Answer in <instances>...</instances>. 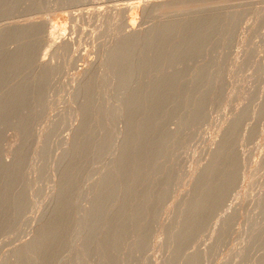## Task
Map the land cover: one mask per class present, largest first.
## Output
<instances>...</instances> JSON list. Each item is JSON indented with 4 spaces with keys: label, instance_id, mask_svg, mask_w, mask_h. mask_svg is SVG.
<instances>
[{
    "label": "rangeland",
    "instance_id": "1",
    "mask_svg": "<svg viewBox=\"0 0 264 264\" xmlns=\"http://www.w3.org/2000/svg\"><path fill=\"white\" fill-rule=\"evenodd\" d=\"M1 5L0 264H264V0Z\"/></svg>",
    "mask_w": 264,
    "mask_h": 264
},
{
    "label": "bare ground",
    "instance_id": "2",
    "mask_svg": "<svg viewBox=\"0 0 264 264\" xmlns=\"http://www.w3.org/2000/svg\"><path fill=\"white\" fill-rule=\"evenodd\" d=\"M2 1H6V0H1V2ZM1 2H0V5H1ZM2 4H4V3H2ZM1 7H2V5H1ZM3 9V8H2ZM110 10H115L116 12L118 11V9H116V8H110ZM1 12H2V10H1ZM7 12V11H6ZM124 12V14H126L127 13V10H124L123 11ZM110 13V12H109ZM4 14V13H3ZM101 14H103V16H104V14L105 13H103V12H101ZM100 14V15H101ZM114 14H116V17H117V15H118V12L117 13H115L114 12ZM113 14V15H114ZM108 16V15H107ZM110 19V18H109ZM10 20V19H9ZM117 22V21H116ZM122 23V22H121ZM125 23V22H124ZM123 23V24H124ZM24 24V23H23ZM26 24V23H25ZM24 24V25H25ZM30 24H31V21H30ZM116 24V23H115ZM122 24V25H123ZM24 25H21V24H17V25H11V24H4V25H0V37H2V36H5L6 34H8L9 36H11V34L13 35V34H17V33H19V34H17L16 36H18V35H20V34H22V36H23V33L24 32H27V29L29 28V26H28V22H27V25L26 26H24ZM34 25L36 26L37 25V22L35 23V21H34ZM122 25H121V27H122ZM125 25H126V23H125ZM31 26V25H30ZM34 26V27H35ZM45 26H46V29H47V36H46V42H48V43H51V46L53 47V46H55V48L57 49V48H61V46L62 45H66V44H69L68 43V41H65L64 40V38L61 40V42H55L54 41V33L53 32H51L50 31V28H51V26H50V23L47 21V22H45ZM124 26V25H123ZM33 27V28H34ZM32 28V27H31ZM146 32V30H139V29H135L134 27H132V26H130V29L129 30H127V32L125 33V38L126 39H128V38H130L129 40H131V37H137L138 35L140 36V35H142L143 33H145ZM148 32V31H147ZM25 34V33H24ZM148 35V34H147ZM8 36V37H9ZM15 36V35H14ZM15 36V37H16ZM21 36V37H22ZM7 36H6V38H8ZM147 36H145V38H146ZM14 38V37H13ZM18 38V37H17ZM191 38V37H190ZM194 38H195V44H196V42H197V40H196V38H197V36L195 35L194 36ZM9 39H10V37H9ZM12 39V38H11ZM11 39L10 40H8V41H11ZM16 39V38H15ZM139 39V38H138ZM192 39H193V36H192ZM192 39H191V42L190 43H192V47H193V42H192ZM4 40H5V37H4ZM133 40V39H132ZM136 40V39H135ZM149 42H153V37H149L148 39H147ZM190 40V39H189ZM143 41V40H142ZM146 41V40H145ZM0 42L3 44V42L5 43V41H3V39H2V41L0 40ZM6 44V43H5ZM195 44H194V46H195ZM3 46H4V44H3ZM2 47V46H1ZM6 52V51H5ZM1 55V54H0ZM48 64V63H47ZM46 65V64H45ZM5 101V100H4ZM4 104V103H3ZM0 105L2 106V104L0 103ZM4 162L6 163V160H4ZM4 162H2V165H3V163ZM4 163V165L3 166H5L6 164ZM8 165H9V163H8ZM7 165V166H8ZM2 166V168L5 170V168H7V166L4 168ZM54 213V212H53ZM44 235V234H43ZM45 236H47L46 234H45ZM45 238H47V237H45ZM47 241V240H46ZM25 244H27V243H25ZM24 244V245H25ZM31 244V243H30ZM46 244V243H45ZM33 245V244H32ZM32 245H31V247H32ZM38 245V244H37ZM41 245V244H40ZM42 245H43V241H42ZM25 246H27V245H25ZM29 247V246H28ZM36 247V246H35ZM46 248V247H45ZM32 249V248H31ZM29 250H30V247H29ZM43 251H45V249L43 250ZM41 252V251H40ZM41 254V253H40Z\"/></svg>",
    "mask_w": 264,
    "mask_h": 264
}]
</instances>
